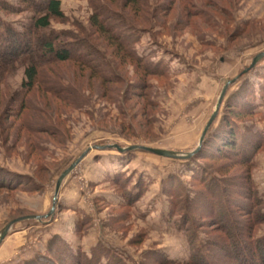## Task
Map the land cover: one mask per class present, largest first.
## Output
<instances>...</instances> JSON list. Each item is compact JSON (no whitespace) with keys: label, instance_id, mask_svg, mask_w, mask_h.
I'll return each instance as SVG.
<instances>
[{"label":"rangeland","instance_id":"rangeland-1","mask_svg":"<svg viewBox=\"0 0 264 264\" xmlns=\"http://www.w3.org/2000/svg\"><path fill=\"white\" fill-rule=\"evenodd\" d=\"M61 3L66 21L53 20L51 28L70 35L64 42L85 38L82 33L90 30L93 15L90 2ZM124 9L141 29L138 54H153V61L167 64L168 76H145L132 61L116 55V46L107 37L95 36L110 62H123L119 65L120 102L112 104L111 87L119 85H108L78 64L61 65L58 75L78 90L80 107L38 101L56 119L55 138L39 137L41 152H28L24 136L13 148L14 137L9 148L0 149V168L26 177L17 191L0 190V241L9 224L32 217L14 223L0 242V264L45 260L52 240L61 241L58 236L74 251L79 248L91 256V249L103 248L125 264H163L164 256L187 263L193 247L191 235L179 225L185 213L195 221L199 243L218 236L211 229L212 196L199 179L201 170L194 157L199 152L201 160L208 157L205 143L212 142L224 122L238 123L242 130L252 126L264 137V56L252 67L253 60L264 53V0H152L151 9L138 14ZM2 16L20 29L31 14ZM24 79V68H20L9 79L12 90L20 89ZM249 103L254 113L237 116ZM141 147L174 156H158ZM83 155L62 182L54 204L60 176ZM226 158L200 164L225 181L232 200L240 196L237 185L246 174L264 199V146L250 166ZM137 187L144 188L138 200L130 195ZM175 193L182 196L181 206L175 204ZM256 235H264V225ZM64 259L60 258L61 264H67Z\"/></svg>","mask_w":264,"mask_h":264},{"label":"trees","instance_id":"trees-1","mask_svg":"<svg viewBox=\"0 0 264 264\" xmlns=\"http://www.w3.org/2000/svg\"><path fill=\"white\" fill-rule=\"evenodd\" d=\"M88 1L93 10L90 30L82 33L85 38H75L69 42H64V39L69 38L70 35L51 28L53 20L66 21L61 0H21L19 6L0 1V149L9 148L10 141L14 139L10 147L13 148L18 144L17 140L20 141L21 136H24V144L28 152L34 153L36 150L41 152L43 150L39 137L47 135L50 140L55 138L56 119L46 113V108L39 107L38 101L47 106L50 103L54 104L53 102H62L80 107L79 97H76L78 90L70 86L66 78L62 79L58 75L61 65L78 64L90 70L93 76L101 78L108 85L114 84L116 87L119 85L118 88L111 87V91H114V94H111V102L112 104L120 102L122 82L119 80V65L123 62L119 65L110 62L95 43L97 41L95 36L107 37L111 44L116 46V55L122 60L125 58L132 61L145 76H168L167 64L153 61V54L146 56L138 54L136 47L141 39V29L124 9L132 8L133 12L138 14L141 9L144 11L151 9L152 0ZM24 13L31 14V17L20 29L15 28L2 16ZM20 68H24L25 79L21 88L13 91L9 79L16 76ZM108 74L111 76H105ZM126 92L128 88L125 89V94ZM243 111L237 116L252 115L255 111L253 104L249 103ZM242 129L243 127L238 123L224 122V126L213 135L212 142L208 141L207 146L205 143V151H209L208 157L203 160L208 162L231 156L226 159L250 166L256 154L264 146V137L263 133L252 126L246 130ZM194 158L201 170L199 179H202L205 187L207 186L208 194L212 196L211 208H209L212 209L211 229L214 233H218V236L215 240L206 239L199 243L195 221L190 214L185 213L180 216L179 225L191 235L193 247L191 261L177 263L164 256L161 257L160 262L163 264H264V235L261 237L256 235L257 229L264 225V199L259 195L252 178L246 174L245 180L237 185V193L240 196L232 200L227 195L223 184L225 181L222 180L223 183L219 181L211 175L213 172L211 168L200 164L203 162L200 152ZM205 161L203 163H207ZM25 178L18 173L0 168V190L17 191L25 185ZM137 188L136 192L130 193L132 199L138 200L144 195V188ZM35 189L40 190L38 187ZM174 198L175 204L180 205L181 194L175 193ZM171 214H174V210ZM57 238L61 241L52 240L51 246L44 254L45 260L36 258L26 264H61L60 258H65L67 264H125L122 258L106 249L95 247L91 249V256H88L79 248L74 251L67 242L68 245H65V240L59 236ZM60 252L62 253L57 254Z\"/></svg>","mask_w":264,"mask_h":264},{"label":"water","instance_id":"water-1","mask_svg":"<svg viewBox=\"0 0 264 264\" xmlns=\"http://www.w3.org/2000/svg\"><path fill=\"white\" fill-rule=\"evenodd\" d=\"M263 56H264V53L259 54V55L253 60L252 67H255L256 64H257V62H258ZM230 83H231V82H229V83L224 87V89H223V92H222V94H221V96H220V98H219L218 104H217L216 111H215V113L213 114L211 120L209 121L207 127L205 128V130H204V132H203V135H202V138H201V142H200V146L202 145V142H203V140H204V138H205V136H206V134H207L209 128L211 127V125L213 124V122H214V120H215V118H216V116H217V113H218V111H219V109H220V107H221V104H222V102H223V99H224V97H225V94H226V91H227L228 85H229ZM138 148H139V147H138ZM117 149H118L119 151H123L122 148H118V147H117ZM140 149L145 150V151H148V152L153 153V154L158 155V156H162V157H173V156H174L172 153H170V152H168V151H163V150H159V149H153V148H147V147H141ZM198 150H199V149H198ZM124 151H125V150H124ZM192 155H193V154H190L189 157L192 156ZM84 156H85V155H83L79 160H77V161H76L71 167H69V168H68L65 172H63V174L60 176V178H59V180H58V182H57V186H56V192H55L54 204H55V201H56V199H57V197H58V195H59V191H60V188H61V184H62V182H63V181L65 180V178H66V177H67V176H68V175H69V174L75 169V167L80 163V161L84 158ZM30 218H32V217L20 218V219L14 221L13 223L9 224V225L7 226V228H6V230H5V232H4V234H3L2 238H1V241H0V242H2V241L5 239V237H6L7 233H8V231L10 230V228L12 227V225H13L14 223H17V222H20V221H23V220H29ZM36 218H37V217H36Z\"/></svg>","mask_w":264,"mask_h":264}]
</instances>
